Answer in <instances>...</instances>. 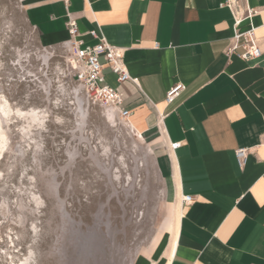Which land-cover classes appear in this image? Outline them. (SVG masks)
Here are the masks:
<instances>
[{
  "label": "crops",
  "instance_id": "1",
  "mask_svg": "<svg viewBox=\"0 0 264 264\" xmlns=\"http://www.w3.org/2000/svg\"><path fill=\"white\" fill-rule=\"evenodd\" d=\"M28 2L42 35L68 38L69 12L86 42L94 29L123 49L136 81L118 83L108 68L106 80L131 127L159 146L157 170L174 188L150 264H264V0H247L260 11L240 23L256 27L262 53L251 60L225 55L233 16L224 0ZM176 83L185 87L168 103ZM238 148H247L242 166Z\"/></svg>",
  "mask_w": 264,
  "mask_h": 264
},
{
  "label": "rangeland",
  "instance_id": "2",
  "mask_svg": "<svg viewBox=\"0 0 264 264\" xmlns=\"http://www.w3.org/2000/svg\"><path fill=\"white\" fill-rule=\"evenodd\" d=\"M28 3L0 0V264H150L175 197L160 148L91 95Z\"/></svg>",
  "mask_w": 264,
  "mask_h": 264
},
{
  "label": "built area",
  "instance_id": "3",
  "mask_svg": "<svg viewBox=\"0 0 264 264\" xmlns=\"http://www.w3.org/2000/svg\"><path fill=\"white\" fill-rule=\"evenodd\" d=\"M223 3L230 8L233 16V34L225 49V55L230 56L235 54L244 60L259 57L262 51L258 45L255 32L256 27L250 22L249 26L242 30L240 23L245 19L250 20L260 10L250 7L247 4V0H224ZM65 26L68 32V38L65 43L78 63V79L83 85L87 86V89L92 91L91 95L102 100L109 110L117 113L121 118H128L131 110L124 104L117 88L108 83L104 72L108 68L115 75L118 83L126 80L136 81L135 78L130 76L123 62V49L107 42L94 29L90 30L88 34L93 39H96V42H86L82 38L75 18L69 12H66ZM184 87L185 85L182 83H176L171 86L166 92L165 101L168 103L172 102ZM175 145L176 143L172 144L173 147ZM246 155L247 148L235 150V157L240 166L244 164ZM191 201V195L186 194L182 196L183 203Z\"/></svg>",
  "mask_w": 264,
  "mask_h": 264
},
{
  "label": "bare ground",
  "instance_id": "4",
  "mask_svg": "<svg viewBox=\"0 0 264 264\" xmlns=\"http://www.w3.org/2000/svg\"><path fill=\"white\" fill-rule=\"evenodd\" d=\"M128 119V118H127Z\"/></svg>",
  "mask_w": 264,
  "mask_h": 264
}]
</instances>
